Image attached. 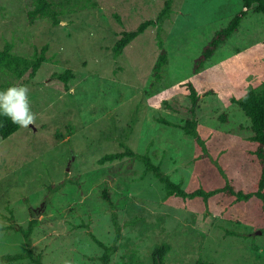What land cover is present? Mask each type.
<instances>
[{
    "label": "rangeland",
    "instance_id": "1",
    "mask_svg": "<svg viewBox=\"0 0 264 264\" xmlns=\"http://www.w3.org/2000/svg\"><path fill=\"white\" fill-rule=\"evenodd\" d=\"M48 1L59 12L58 25L50 17L31 22L33 0H0V50L10 43L13 53L31 57L48 45L49 58L30 80L0 69V88L28 86L35 116L28 127L0 137V256L24 252L18 229L33 208L39 223L32 244L44 264H101L103 249L89 232L111 245L114 212L122 229L109 264H153L161 243L171 246L165 264H264L259 198L238 202L227 192L206 202L167 197L151 172L141 178L142 162L125 157L99 163L104 154L121 152L125 139L135 152L148 151L188 192L226 183L257 190L258 144L249 139L250 119L231 99L264 81V16L248 10L240 28L196 73L216 31L245 10L242 0H172L161 31L149 26L119 57L113 46L122 32L157 19L167 0ZM158 33L168 56L159 81ZM66 69L74 73L68 88L55 75ZM188 83L199 92L195 119L206 152L183 130L158 120L182 124L192 117ZM105 188L113 209L102 196ZM82 223L90 230L77 227Z\"/></svg>",
    "mask_w": 264,
    "mask_h": 264
},
{
    "label": "trees",
    "instance_id": "2",
    "mask_svg": "<svg viewBox=\"0 0 264 264\" xmlns=\"http://www.w3.org/2000/svg\"><path fill=\"white\" fill-rule=\"evenodd\" d=\"M33 7L28 10L27 15L31 22H34L37 18L40 17H50L54 25H58L60 20L58 19L59 12L53 8L52 1L48 0H33ZM243 7L245 10H241L236 14L229 23L216 31L214 37L208 42L207 46L202 51V55L196 61L194 71L198 73L200 69L204 66L206 60H208L217 48L226 42L239 28L242 23V20L247 16L248 10H253L257 13H261L264 16V0H242ZM172 0H167L164 8L159 12L157 19H148L142 22L135 30L124 31L122 32L120 38L113 46L114 57H119L126 47L136 39L140 34L144 33L149 26H158V31H161V23L167 19L171 12ZM157 45L160 49L159 56L154 65V77L157 81L161 79V72L164 69V66L167 64L168 56L164 48V41L161 37V34L157 35ZM12 44L6 43L4 48L0 50V69L9 72L13 77L22 79L25 74L28 75V80L33 79L42 64L49 60L46 57V52L48 45H43L40 50L35 49L31 57L21 56L12 52ZM56 77L63 81L65 87L68 88V82L74 78V73L71 69H66L61 73L55 74ZM189 87V97L191 101L190 111L192 112V117L186 120L184 123H172L164 118L158 119L159 122L164 123L169 126L178 127L185 132V134L193 137L198 144L202 147L203 151L206 152L205 142L200 137L197 130V120L195 119V109L199 99V92L194 87L192 83H188ZM232 102L236 104L244 114L250 119L251 125L250 129L252 134L249 136V139L258 144L256 155L261 163V174L258 180L257 190L253 192H244L242 190H236L232 185L226 183L225 186L221 188H215L213 190L207 191L203 188H198L193 191H186L182 184L171 179V177L166 174L160 163H157L153 160L149 152L139 153L135 152L128 144L125 139H122L119 143L123 150L121 152H112L104 154L100 160V164L106 162H113L115 160H121L125 157L131 159H136L143 163L144 170L141 175V178H144L149 172H151L154 177H156L164 186L166 191V196H176L181 197L182 199H193L196 197H201L205 202L208 201L210 197L219 193L227 192L232 196H235V201H248L251 197L255 196L259 198L264 205V81L250 89L247 93L239 98L233 97ZM21 126L14 124L8 118H0V137L3 139L8 138L9 136L16 133ZM130 128V127H129ZM73 126L71 124L67 125V133L72 134ZM125 134L129 133L124 131ZM57 136L60 138V132H57ZM127 135L124 136V138ZM222 174H224L221 167H219ZM103 198L110 204L113 209L115 204L111 199L110 193L105 188L102 192ZM264 207V206H263ZM31 214V219L27 222L26 225L19 227V232L22 233L26 248L24 252H18L13 254H5L0 256V262H15L27 259L31 264H44L43 255L41 253H36L33 249L32 244V233L35 227L38 225V219L34 218L35 211L33 208L29 210ZM111 221L115 230L114 241L111 245L105 244L103 241L98 239V237L89 232L90 237L94 242H96L99 247L103 249L100 260L101 264H109L111 261V256L114 254L117 248V243L121 237V225L118 222V216L114 212L111 215ZM77 227L86 228L90 230V226L87 223H82ZM171 246L169 243H161L157 245L152 254L153 264H165L166 254L169 252ZM198 264H215L211 261H202L199 260Z\"/></svg>",
    "mask_w": 264,
    "mask_h": 264
},
{
    "label": "clouds",
    "instance_id": "3",
    "mask_svg": "<svg viewBox=\"0 0 264 264\" xmlns=\"http://www.w3.org/2000/svg\"><path fill=\"white\" fill-rule=\"evenodd\" d=\"M0 118H8L12 123L25 128L34 123L27 85L11 84L0 88Z\"/></svg>",
    "mask_w": 264,
    "mask_h": 264
}]
</instances>
